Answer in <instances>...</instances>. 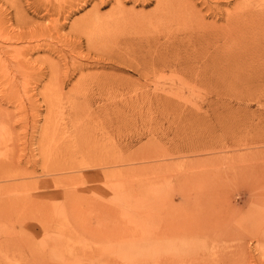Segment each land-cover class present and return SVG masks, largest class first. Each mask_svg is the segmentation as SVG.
<instances>
[{
  "label": "rangeland",
  "instance_id": "374dc122",
  "mask_svg": "<svg viewBox=\"0 0 264 264\" xmlns=\"http://www.w3.org/2000/svg\"><path fill=\"white\" fill-rule=\"evenodd\" d=\"M244 5L0 0V240L20 248L0 264H264V16L234 22Z\"/></svg>",
  "mask_w": 264,
  "mask_h": 264
},
{
  "label": "bare ground",
  "instance_id": "6f19581e",
  "mask_svg": "<svg viewBox=\"0 0 264 264\" xmlns=\"http://www.w3.org/2000/svg\"><path fill=\"white\" fill-rule=\"evenodd\" d=\"M238 1V0H237ZM239 2L240 3H244L245 5H244V7H246L247 8V12H245V13H238L237 14V16H234L235 18H234V22L235 21H239V20H241L242 18H245V17H247V16H251V17H254V15L257 17V16H264V13H261V14H258L257 13V11L259 12V11H261V10H255V6L250 2V0H239ZM254 2V1H253ZM255 3V2H254ZM258 6V5H257ZM258 8V7H257ZM259 9V8H258ZM234 14H236V12L234 13ZM233 14V15H234ZM232 16V15H231ZM231 18V17H230ZM232 18H233V16H232ZM230 19L231 21L233 20V19ZM159 65V64H158ZM157 67V66H156ZM161 67V66H160ZM164 67V66H163ZM162 67V68H163ZM162 68L160 69V70H162ZM159 70V69H158ZM157 70V71H158ZM159 70V71H160ZM148 74H150V73H148ZM154 74V73H153ZM147 75V74H146ZM151 76V75H150ZM109 77V76H108ZM107 79V78H106ZM94 81V80H93ZM172 83V82H171ZM58 86V85H57ZM54 92H55V90H54ZM112 92V91H111ZM103 93V92H102ZM109 96V95H108ZM48 100H49V102H50V106H49V111H53V110H55V107H57V105L59 104H61V102H62V93L61 92H59V91H57V93H53V92H49L48 94H47V97H46ZM17 100V99H16ZM47 107V106H46ZM55 112H57V111H55ZM76 112V111H75ZM49 115V114H48ZM3 116V115H2ZM56 116V115H55ZM61 116V115H60ZM11 118V117H10ZM4 119V118H3ZM5 123V122H4ZM6 126H9V125H6ZM110 127V126H109ZM10 129V128H9ZM61 130L60 129H58L56 126H54V128L53 127H51V126H49V127H46L43 131H42V135H45V134H57V133H59ZM80 132H85V130H81ZM45 136H47V135H45ZM0 178H1V176H0ZM2 178L4 179V178H10V177H8V176H2ZM6 202V201H5ZM3 204V203H2ZM1 204V202H0V205H2ZM9 204V203H8ZM94 205V204H93ZM6 206V205H5ZM77 206V205H76ZM102 204H98L97 205V208H101L102 209V211H103V208H105V207H103L102 208ZM73 207V206H72ZM3 208V207H2ZM4 209H5V207H4ZM10 208H8V209H6V210H9ZM2 210V209H1ZM98 210V209H97ZM107 210V209H106ZM5 211V210H4ZM10 211V210H9ZM74 211V210H73ZM104 211H105V209H104ZM7 212V211H6ZM95 213V212H94ZM93 212L92 213H90V214H88L87 216H86V219H85V222H86V220H89V222L86 224V226H83L84 227V229L86 230V232L89 234V236L91 237V239H97V241H101V240H103V244H105L106 243V241H107V231H108V226H109V218H108V214L107 213H104L103 212V214H102V218H103V221L96 215V214H94ZM74 214V213H73ZM9 218V217H8ZM12 219H13V217H11ZM4 219V218H3ZM12 219H10V221L12 220ZM9 220V219H8ZM11 224H12V222H11ZM21 226V225H20ZM43 228H44V226H43ZM2 230V229H1ZM4 230V229H3ZM20 231H22V230H20ZM45 232H48V229L47 230H45ZM22 233L20 232V235H21ZM101 237H102V239H101ZM210 237V236H209ZM21 240L22 241H20V247L21 248H23L24 246L25 247H31V249H34V246L31 244V239H30V237L29 238H27V237H23L22 235H21ZM13 249H20V248H12L11 247V243L9 242V241H6L5 239H3L2 241L0 240V259H3V257H6L7 255H10V254H8V252L9 251H11V250H13ZM105 251H106V249H105ZM107 252V251H106ZM47 254L48 255H50V256H53V258L55 257V256H57V255H59V252H58V250L57 249H52L51 251H49V252H47ZM89 258V260H90V262H91V264H98V263H100V264H107V262H106V260H107V257H106V255L103 253L102 254V256L98 259L99 260V262H96V260L94 259L95 257H93V256H91V257H88ZM75 261H76V259H75ZM96 262V263H95ZM87 263H88V261H87Z\"/></svg>",
  "mask_w": 264,
  "mask_h": 264
}]
</instances>
